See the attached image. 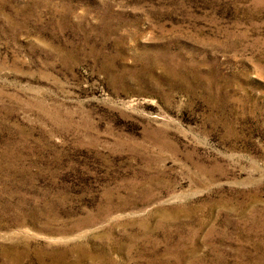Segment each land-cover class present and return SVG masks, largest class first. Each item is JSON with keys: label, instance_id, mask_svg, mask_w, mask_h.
Returning a JSON list of instances; mask_svg holds the SVG:
<instances>
[{"label": "rangeland", "instance_id": "1", "mask_svg": "<svg viewBox=\"0 0 264 264\" xmlns=\"http://www.w3.org/2000/svg\"><path fill=\"white\" fill-rule=\"evenodd\" d=\"M0 264H264V0H0Z\"/></svg>", "mask_w": 264, "mask_h": 264}]
</instances>
